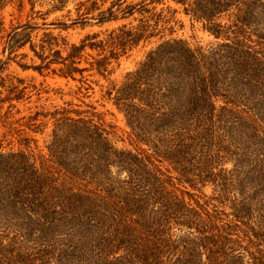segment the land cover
Returning a JSON list of instances; mask_svg holds the SVG:
<instances>
[{"label": "trees", "instance_id": "1", "mask_svg": "<svg viewBox=\"0 0 264 264\" xmlns=\"http://www.w3.org/2000/svg\"><path fill=\"white\" fill-rule=\"evenodd\" d=\"M127 1L49 0L47 12L72 3L97 24L141 14L69 43L50 31L35 41L29 21L6 28L2 10L24 0H0L6 61L28 47L38 62L21 68L78 80L71 92L86 96L87 76L102 78L132 145L71 103L13 119L30 85L3 75L0 59V264H264V0H173L214 37L206 45L176 36L146 0ZM152 38L111 81L121 57Z\"/></svg>", "mask_w": 264, "mask_h": 264}, {"label": "rangeland", "instance_id": "2", "mask_svg": "<svg viewBox=\"0 0 264 264\" xmlns=\"http://www.w3.org/2000/svg\"><path fill=\"white\" fill-rule=\"evenodd\" d=\"M49 0H42L35 4L31 10L29 3L24 0L22 7L14 4H7L1 12V16L4 18L6 28H10L11 25H16L19 22L26 21L35 24V30L32 32L34 40L36 41L43 32H53L65 37L69 43H78L85 35L94 32L100 33L103 36L109 30L114 29L123 23L135 25L137 19L141 17V14L135 12L133 16L121 20H115L106 22L104 24H97L94 20L85 21L78 18L76 8L74 4L68 3L67 6L61 11L47 12L49 8ZM141 0H128L127 2H139ZM148 8H154L155 12L162 11L163 16L170 22L166 26H173L175 35L186 39L191 45H206L215 41L214 37L203 29L202 23L192 19L189 15L183 12V7L174 2L173 0H165L160 3L150 2ZM150 2V3H149ZM109 5L107 2L103 9ZM146 15V13H145ZM46 23V25H45ZM55 23L56 25L50 24ZM60 23L68 24V27L61 29ZM158 38H152L147 42H140V44L129 50L128 53L121 57L120 64L115 68V71L109 76L111 81L119 82L122 76L136 66V64L142 59L143 54L152 47ZM2 42H0V59L6 61V55L2 54ZM18 54L26 53L27 57L17 56L16 58L6 61L4 66L3 75H9L13 78L23 79L21 86L30 85L25 90V97L20 102H16V108L20 112L16 113L14 118H18L21 115L27 113V109L35 106L43 105L47 109H53L55 106H64L66 103H71L72 108L79 110H89L95 112V117L99 118L112 132L113 139L120 147H132L131 141L128 136L129 127L127 126L123 114L117 110V108L109 101L101 98V87L99 84H106L102 78L97 75H88L92 90L88 91L89 96L83 95V93H72L77 86L80 85L78 80L74 81L70 78L60 77L56 74L47 73L44 71L42 74L32 69H23L16 62L30 64L32 61L36 63V60L32 52L28 50V47L22 48L17 51ZM82 63L81 65H83ZM85 75L89 72H84ZM79 78V75H77ZM95 80H99L95 83ZM35 85L36 87H32ZM84 92V91H83ZM84 101V104L82 103ZM86 103L92 104L95 109L92 110L86 106ZM6 105L1 109V113L5 110ZM14 109V111H15ZM50 129V124L45 130ZM31 135L37 139V144L41 146L43 144V137L39 133H32ZM230 167V164H227ZM191 193L199 194V191L187 188ZM201 192L206 196L212 195L211 186H205L201 189Z\"/></svg>", "mask_w": 264, "mask_h": 264}]
</instances>
